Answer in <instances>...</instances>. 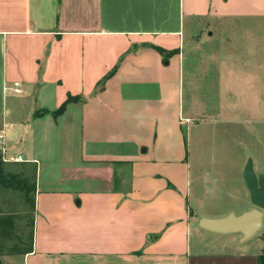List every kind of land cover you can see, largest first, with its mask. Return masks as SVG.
Returning a JSON list of instances; mask_svg holds the SVG:
<instances>
[{
	"label": "crops",
	"instance_id": "1",
	"mask_svg": "<svg viewBox=\"0 0 264 264\" xmlns=\"http://www.w3.org/2000/svg\"><path fill=\"white\" fill-rule=\"evenodd\" d=\"M242 20L264 0H0V135L25 159L5 169L34 187L24 264H258L242 234L201 228L230 212H199L186 134V59Z\"/></svg>",
	"mask_w": 264,
	"mask_h": 264
},
{
	"label": "rangeland",
	"instance_id": "2",
	"mask_svg": "<svg viewBox=\"0 0 264 264\" xmlns=\"http://www.w3.org/2000/svg\"><path fill=\"white\" fill-rule=\"evenodd\" d=\"M240 22L223 27L229 36L223 41H209L205 36L196 64L194 59H186L185 108L195 117L190 128L186 127L189 177L195 197L202 203L199 212L214 217L253 210L244 169L252 159L255 172H264V20ZM193 44L189 35L187 46ZM215 65L216 70H205ZM192 66H198L194 88L189 83ZM6 171L20 175L12 168ZM28 183L32 187L30 180ZM31 195L0 186V218L9 217L7 234L0 228V261L7 264H24L19 252L31 245ZM247 245L261 246L264 252V220Z\"/></svg>",
	"mask_w": 264,
	"mask_h": 264
},
{
	"label": "water",
	"instance_id": "3",
	"mask_svg": "<svg viewBox=\"0 0 264 264\" xmlns=\"http://www.w3.org/2000/svg\"><path fill=\"white\" fill-rule=\"evenodd\" d=\"M244 181L255 208L242 215L231 213L221 219L202 218L201 228L220 234H242L246 240L260 232L264 220V172H255L252 159L244 169Z\"/></svg>",
	"mask_w": 264,
	"mask_h": 264
},
{
	"label": "trees",
	"instance_id": "4",
	"mask_svg": "<svg viewBox=\"0 0 264 264\" xmlns=\"http://www.w3.org/2000/svg\"><path fill=\"white\" fill-rule=\"evenodd\" d=\"M174 54V53H171ZM170 55V54H168ZM118 66L111 71L101 82L99 87H103L104 84L112 77L114 74L117 72ZM101 89V88H100ZM84 101L82 100V97H73L69 96L68 99L62 104V106L54 111L52 114L55 118H58L62 114L65 113L67 106L71 103H78ZM49 114V111H37L35 113V116H45ZM0 186L6 189H14V190H20V191H25L27 193V197H29V194L32 193L33 186L31 187L29 183L21 176L18 174H13V173H8L5 169V162L3 161L1 155H0ZM33 203V201H32ZM34 204V203H33ZM9 217L2 216L0 218V228L2 231L3 235L7 234V229L6 226L9 223ZM33 251V234H32V242L30 247L25 248L19 252V254H28ZM258 264H264V252L263 254L259 257L258 259Z\"/></svg>",
	"mask_w": 264,
	"mask_h": 264
},
{
	"label": "built area",
	"instance_id": "5",
	"mask_svg": "<svg viewBox=\"0 0 264 264\" xmlns=\"http://www.w3.org/2000/svg\"><path fill=\"white\" fill-rule=\"evenodd\" d=\"M19 83L15 84V91L19 92ZM0 155L4 162H24L25 159L21 156L19 157H12L8 153V149L5 143V137L3 135H0Z\"/></svg>",
	"mask_w": 264,
	"mask_h": 264
}]
</instances>
